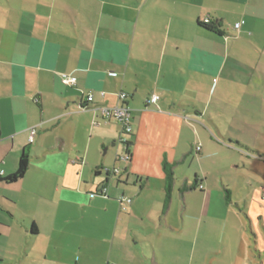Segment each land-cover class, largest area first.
Listing matches in <instances>:
<instances>
[{"label":"crops","instance_id":"obj_1","mask_svg":"<svg viewBox=\"0 0 264 264\" xmlns=\"http://www.w3.org/2000/svg\"><path fill=\"white\" fill-rule=\"evenodd\" d=\"M15 6L0 19L1 177L15 174L24 154L30 168L0 182V241L12 244L15 231L32 249L14 260L0 253V264H154L157 238L163 260L201 264L188 197L204 199L200 219L213 214L227 195L212 189L207 169L236 166L235 153L264 158L239 137L264 127V0ZM207 18L224 35L201 28ZM89 92L95 101L83 110ZM122 105L132 112L130 135L98 110ZM123 138L131 158L120 166Z\"/></svg>","mask_w":264,"mask_h":264},{"label":"rangeland","instance_id":"obj_2","mask_svg":"<svg viewBox=\"0 0 264 264\" xmlns=\"http://www.w3.org/2000/svg\"><path fill=\"white\" fill-rule=\"evenodd\" d=\"M0 1L4 3L3 8H0V19H4L5 6L9 9L11 2L13 9H16L15 3L19 0ZM252 132L249 130L248 136L239 137L241 141L260 151L264 157V127L259 129L257 135H252ZM232 157L237 162L234 167H221L218 170L210 166L207 169L214 180L212 189L225 196V192H230V199L225 197L226 205H218L216 212H207L200 219L199 212L204 208V199L201 202L192 200L193 197L189 196L190 219L187 232L192 239H200L201 249L195 257L201 264H264V158L245 153H235ZM118 162L121 166L122 161ZM196 192L199 195L201 191ZM126 194L123 201L127 204L132 199L128 192ZM193 216L201 222L192 221ZM11 235L15 238L12 244L0 241V253L13 260L16 256L25 257L26 246L30 250L31 244L26 245L25 239H21L15 231ZM172 236L176 237V234ZM157 239L153 249H150L151 263L177 264L174 260H163Z\"/></svg>","mask_w":264,"mask_h":264},{"label":"built area","instance_id":"obj_3","mask_svg":"<svg viewBox=\"0 0 264 264\" xmlns=\"http://www.w3.org/2000/svg\"><path fill=\"white\" fill-rule=\"evenodd\" d=\"M205 22H208L209 19H205ZM243 25V23L237 24L236 25V29H240L241 26ZM77 82V79L73 76H64L63 77V83L69 86H75ZM120 100L122 102H124L126 100V95L125 94H121L120 95ZM160 100V97L158 95H153L151 98L150 103L152 104H156L158 101ZM95 101V92H89L87 94V105L83 106V110L85 109H89L90 108V104H94ZM98 110L100 111L101 116L106 119V120H116L117 122H119L122 125L123 128V132L125 135H130L132 133V112L131 109L126 106V105H122V106H117L115 108H106V107H101L98 108ZM37 130L36 128H33L31 130V135H30V141L33 142L34 138L36 136ZM122 142L125 144L128 141L123 138ZM200 150V148H198V151ZM118 160L122 161V162H128L130 160L129 156L126 153H123L121 156H118ZM113 173L115 175H118L120 173V169L114 168L113 169ZM0 176H1V169H0ZM200 190H203L204 187L202 185L199 186ZM102 195H107V189L103 190ZM127 197V194H124L123 200H125ZM128 203H131V200L127 201Z\"/></svg>","mask_w":264,"mask_h":264},{"label":"trees","instance_id":"obj_4","mask_svg":"<svg viewBox=\"0 0 264 264\" xmlns=\"http://www.w3.org/2000/svg\"><path fill=\"white\" fill-rule=\"evenodd\" d=\"M199 26L201 28H203L204 30L211 32V33H214V34H217L219 36L224 35L220 29V25L211 19H209L208 22H205L204 20L199 21ZM125 145H126L125 153L129 156V158H131V154H130V150H129L131 144L129 142H127V143H125ZM238 146L244 147L240 144ZM257 155L262 157V154H260V153H257ZM29 168H30V158L27 154H24L20 159L17 172L11 176H7L4 178L0 176V182H4L7 184L16 183L26 175ZM166 170H167V200L170 201L171 192H172V188H173V184H174V173H173V169L171 167H167ZM196 188L198 190H200L199 185L193 187L192 189H196ZM226 194H227V198L230 199V192H226Z\"/></svg>","mask_w":264,"mask_h":264}]
</instances>
